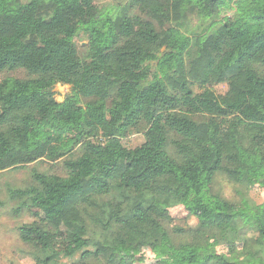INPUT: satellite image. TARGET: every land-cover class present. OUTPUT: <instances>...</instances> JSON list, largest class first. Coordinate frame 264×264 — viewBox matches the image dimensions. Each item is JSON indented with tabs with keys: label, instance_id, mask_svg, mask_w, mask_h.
Returning a JSON list of instances; mask_svg holds the SVG:
<instances>
[{
	"label": "trees",
	"instance_id": "1",
	"mask_svg": "<svg viewBox=\"0 0 264 264\" xmlns=\"http://www.w3.org/2000/svg\"><path fill=\"white\" fill-rule=\"evenodd\" d=\"M17 69L0 79V171L59 170L8 188L35 200L17 228L35 264H132L121 247L158 252L170 233L187 238L177 264H264V201L211 189L218 174L264 187V0H0V72ZM176 206L195 225L168 229Z\"/></svg>",
	"mask_w": 264,
	"mask_h": 264
},
{
	"label": "rangeland",
	"instance_id": "2",
	"mask_svg": "<svg viewBox=\"0 0 264 264\" xmlns=\"http://www.w3.org/2000/svg\"><path fill=\"white\" fill-rule=\"evenodd\" d=\"M125 0H94L97 6H112ZM77 48L79 53H83L87 45L85 37H77ZM25 72L22 69L3 70L0 72V79L6 76L24 77ZM217 93H224L227 90L225 82H221L213 86ZM55 98L62 101L63 98L70 93V86L64 84H56L54 86ZM143 135L140 131H131L122 143L127 147H135L143 142ZM57 164L46 161H36L20 167H11L0 171V264H35L31 258L29 251L31 247L28 243L20 240L17 228L18 226L33 220L31 211L36 208L35 200L32 195L22 198H12L9 196L8 188H22L30 183V174L32 169L46 172H58ZM211 189L215 193H220L223 197L232 201L239 206L242 194L255 203L264 201V187L257 184L245 188L243 185L229 181L223 174L216 175ZM18 210L17 212L15 210ZM169 219L166 222L168 229L173 227H184L186 225L193 226L196 223L194 217L187 215L182 206H176L168 210ZM47 230L54 237V245L58 249H69L73 247V241L61 230L53 231L51 226H47ZM184 235H175L170 233L164 240V250L154 252L149 247H132L123 246L119 249L124 261H131L132 264H160L162 260H169L174 264L178 263L179 255L169 249L170 242H179L186 240ZM238 243H227L219 245L218 251L226 254L232 253ZM67 262V260H64Z\"/></svg>",
	"mask_w": 264,
	"mask_h": 264
}]
</instances>
